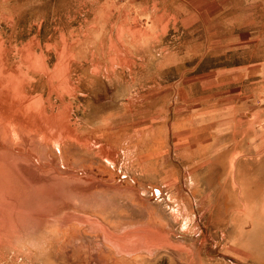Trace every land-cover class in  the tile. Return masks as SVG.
Segmentation results:
<instances>
[{
  "label": "rangeland",
  "instance_id": "rangeland-1",
  "mask_svg": "<svg viewBox=\"0 0 264 264\" xmlns=\"http://www.w3.org/2000/svg\"><path fill=\"white\" fill-rule=\"evenodd\" d=\"M128 47L190 55L193 84L225 86L209 94L264 139V0H0V264H264V152L206 156L221 203L174 204L154 173L173 152L119 136Z\"/></svg>",
  "mask_w": 264,
  "mask_h": 264
},
{
  "label": "crops",
  "instance_id": "crops-1",
  "mask_svg": "<svg viewBox=\"0 0 264 264\" xmlns=\"http://www.w3.org/2000/svg\"><path fill=\"white\" fill-rule=\"evenodd\" d=\"M155 39L160 41V36ZM150 40L152 43L153 38L134 37L130 39V45L150 44ZM132 52L128 47L126 60L131 65L125 70L127 82L124 89L129 122L123 135L119 136L128 141L135 149L133 152H159L152 158L173 152L174 164L168 168H154V173H160L162 181L170 182L174 204L184 205L186 209L187 206H199L204 215V205L221 203L216 189L204 188L205 157L217 152H264V139L258 138L257 127H251V119L247 124L242 123L240 112L243 105L231 98L218 99L209 94L208 89L225 86L204 87V71L196 75L201 83L193 84V59L190 55L185 54L183 59H178L176 54H168L165 58L158 53ZM139 69L152 72V80L142 77ZM180 69L184 71L178 73ZM166 71L172 73V79L161 84V76ZM102 80L107 84V79ZM162 102L167 107H162ZM135 108H150L152 116L137 117L133 112ZM106 123L102 119L94 122L96 125ZM117 135L104 130L100 132L103 139ZM138 167L144 174L141 163ZM180 173L185 174L186 192L179 201L177 181Z\"/></svg>",
  "mask_w": 264,
  "mask_h": 264
},
{
  "label": "bare ground",
  "instance_id": "bare-ground-1",
  "mask_svg": "<svg viewBox=\"0 0 264 264\" xmlns=\"http://www.w3.org/2000/svg\"><path fill=\"white\" fill-rule=\"evenodd\" d=\"M4 228V227H3ZM1 229V228H0ZM3 230V229H2ZM1 231V230H0Z\"/></svg>",
  "mask_w": 264,
  "mask_h": 264
}]
</instances>
